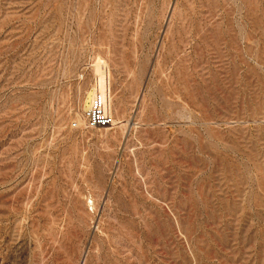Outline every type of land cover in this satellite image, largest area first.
<instances>
[{"label":"rangeland","instance_id":"374dc122","mask_svg":"<svg viewBox=\"0 0 264 264\" xmlns=\"http://www.w3.org/2000/svg\"><path fill=\"white\" fill-rule=\"evenodd\" d=\"M0 264H264V0H0Z\"/></svg>","mask_w":264,"mask_h":264},{"label":"built area","instance_id":"2783aa9c","mask_svg":"<svg viewBox=\"0 0 264 264\" xmlns=\"http://www.w3.org/2000/svg\"><path fill=\"white\" fill-rule=\"evenodd\" d=\"M100 106L98 105L88 113L87 122L90 127L104 128L111 122L109 115Z\"/></svg>","mask_w":264,"mask_h":264}]
</instances>
